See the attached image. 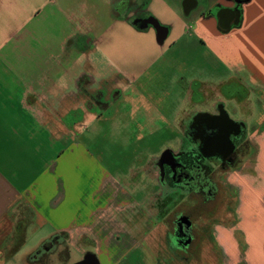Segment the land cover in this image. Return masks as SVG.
Returning a JSON list of instances; mask_svg holds the SVG:
<instances>
[{
  "label": "crops",
  "instance_id": "obj_1",
  "mask_svg": "<svg viewBox=\"0 0 264 264\" xmlns=\"http://www.w3.org/2000/svg\"><path fill=\"white\" fill-rule=\"evenodd\" d=\"M196 1L179 27L164 26L168 35L159 44L152 24L132 22L144 3L150 14L153 0H0V264H40L31 256L59 234L129 230L117 223L120 216L161 194L162 154L178 149L194 112L217 101L233 103L247 118L250 149L230 174L231 195L216 215L219 225L202 239L200 263L264 264V0ZM179 2L172 9L181 19ZM121 31L151 38L156 49L193 48L203 59L194 66L162 52L147 69L164 60L172 74L154 71L145 84L139 80L147 69L137 76L115 68L98 77L97 57L112 69L110 50ZM116 74L131 77L123 89L112 83ZM154 77L163 82L151 84ZM104 86L117 103L125 91L141 94L171 133L159 153L143 159L134 150L132 164L116 174L85 144L102 138L91 128L115 113L92 98ZM151 87L160 94L147 100ZM239 88L249 92L246 103Z\"/></svg>",
  "mask_w": 264,
  "mask_h": 264
},
{
  "label": "flooded vegetation",
  "instance_id": "obj_2",
  "mask_svg": "<svg viewBox=\"0 0 264 264\" xmlns=\"http://www.w3.org/2000/svg\"><path fill=\"white\" fill-rule=\"evenodd\" d=\"M145 3L132 16V22L139 26L154 21ZM239 93H245L243 101L248 99V90L241 88ZM104 96L101 91L92 98L95 104L106 105ZM243 117L234 118L221 101L194 112L184 126L178 149L171 151L165 161L160 157L157 162L160 196L117 220L129 230L80 236L72 261L71 238L59 234L35 251L31 262L77 264L89 256L98 264H201L202 239L219 225V210L205 215L202 208L208 209L221 194L228 193L225 188L231 183L229 175L250 149L249 125Z\"/></svg>",
  "mask_w": 264,
  "mask_h": 264
},
{
  "label": "rangeland",
  "instance_id": "obj_3",
  "mask_svg": "<svg viewBox=\"0 0 264 264\" xmlns=\"http://www.w3.org/2000/svg\"><path fill=\"white\" fill-rule=\"evenodd\" d=\"M177 1L178 0H153V4L150 8V14L157 18L161 25L172 27L174 30V28L176 29L179 27L181 21H184L186 18L184 10H182L183 3L182 6L180 2L177 3L181 19L176 16L174 9H172L175 2ZM207 1L208 0H201V5L203 3L206 4ZM209 1L212 2L213 0ZM182 2H184V0H182ZM173 32L174 31H172V34ZM178 33L175 35H180V32ZM172 34L168 38L167 42L172 40ZM115 38H119L120 40L110 50L113 55L116 56V58L112 60L114 66L112 65V69L110 70V63L108 61L101 62V58L97 57L95 69L98 77L105 74L106 76L113 73L115 74V71L118 69L128 70V72L139 76V73L146 70L150 66L151 62L155 58L157 59L159 55L162 54V52L165 53L164 57L166 59L175 57L174 53H176L179 56H176V59L182 61L184 58H186L191 61L194 66L199 65L200 58L203 59L202 55L198 51L194 50L193 48L188 49L185 46L178 45L174 51H166L167 49L165 50L159 48L156 49L154 42L151 41V38L141 36L137 37L131 32L121 31L120 35H115ZM125 42L128 43L126 46L124 45ZM115 65H117V67ZM147 70H150L147 72L149 73L147 74V77L139 80L144 84L147 80H149V78H151L149 76L154 75V71L161 72L160 76L162 77L167 75L170 76L172 74L170 67L164 63V60L160 65L154 64L153 68ZM119 76L120 75L116 74V76L111 77V79H113L112 83L117 82V85L121 84V86H124L127 83V80H131V77L127 76V78H124L123 81V79H121ZM154 79L155 81L151 83L153 85H158L163 82L162 78L160 77H154ZM123 86L120 88L123 89ZM103 89L104 91L102 92L105 93L104 98H102L103 103L106 102L108 105H110L112 113L115 111L116 114L114 113V115L111 117L112 119L106 120V124H97L91 128V130L96 134L100 133L102 138L98 136L96 139H90L85 144L91 150V152L104 155V165L107 166V171H111L113 174H116L120 171H126L127 166L129 167V165L132 164L133 161L131 159V155L135 152L134 150L143 151V159H146V156L148 157L154 153H159L162 147L168 143L167 141L170 140L171 133L168 130L169 126L161 120L158 112H154L152 108L147 107L145 101L142 100L141 94L124 90L125 92L123 94V99H120V103H117L115 100L117 93H113L111 91L110 94L108 86H104ZM239 92H241V88H239ZM157 94H160V92L155 87H151L150 90L147 89L144 92L143 97L148 100ZM242 95L244 96L245 93L240 95L241 100L244 98ZM246 101L243 102L246 103ZM115 103L116 105L114 106ZM100 106L102 107V104H100ZM225 106L234 118H244L241 115H238L237 106L233 105V103L226 102ZM256 111H260L258 105H256ZM261 117H258V119ZM173 146L175 147L176 145ZM85 150H87L86 147ZM230 176L231 175H229V178ZM146 193L148 192L145 189L143 194L146 195ZM226 200L227 196L221 194L218 200L209 204L208 209L206 208L207 210L202 208V212H204L203 214L208 215L209 213H214V211L219 210V208L223 207V204H225L224 201ZM183 207L184 205L182 204L181 208ZM149 211L152 212V210ZM81 236L86 235L81 234ZM36 238H39V236ZM79 238L81 237H72L71 241H69L71 261L75 259L76 248L79 249V244L77 243ZM52 258L55 259V255ZM50 263L57 264L58 262L57 260H53Z\"/></svg>",
  "mask_w": 264,
  "mask_h": 264
},
{
  "label": "water",
  "instance_id": "obj_4",
  "mask_svg": "<svg viewBox=\"0 0 264 264\" xmlns=\"http://www.w3.org/2000/svg\"><path fill=\"white\" fill-rule=\"evenodd\" d=\"M197 6V1L196 0H184L183 2V10L184 14L188 16L190 12ZM137 22H135V25ZM152 25L155 27L156 32H157V41L159 44H162L165 39L167 38L168 35V28L162 26L156 19L152 22ZM172 153L170 150H166L162 156L161 159L165 161L166 158L171 156ZM173 157V156H172ZM77 264H98L97 259L94 257H86L83 262L77 263Z\"/></svg>",
  "mask_w": 264,
  "mask_h": 264
}]
</instances>
